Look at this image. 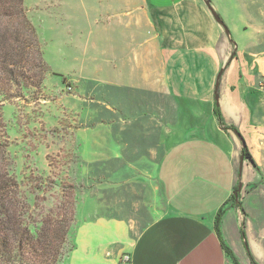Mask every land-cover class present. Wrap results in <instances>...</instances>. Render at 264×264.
Instances as JSON below:
<instances>
[{
  "label": "crops",
  "instance_id": "crops-1",
  "mask_svg": "<svg viewBox=\"0 0 264 264\" xmlns=\"http://www.w3.org/2000/svg\"><path fill=\"white\" fill-rule=\"evenodd\" d=\"M62 4L52 21L71 66L54 71L108 97L77 131L83 160L107 180L80 196L88 217L70 264H118L123 254L130 264H235L224 244L239 264H252L249 251L264 264V57L232 32L231 41L205 0ZM80 20L89 37L69 39ZM217 106L255 164L241 161L243 142Z\"/></svg>",
  "mask_w": 264,
  "mask_h": 264
},
{
  "label": "rangeland",
  "instance_id": "rangeland-1",
  "mask_svg": "<svg viewBox=\"0 0 264 264\" xmlns=\"http://www.w3.org/2000/svg\"><path fill=\"white\" fill-rule=\"evenodd\" d=\"M62 1H24L26 15L37 32L43 61L35 52L37 60L33 58L24 66L29 86L11 87L12 92L20 96L0 105V165L17 179L24 195L22 199L28 198L30 203L43 206L46 212L51 208L58 212V208H62L60 212L64 214L71 207L70 201H76L66 249L70 253L61 263L70 264L78 243L79 226L88 217V213H80V196L94 189L97 183L107 180L106 175L96 172L94 164L88 165L83 160L77 131L99 120L97 111L104 109L102 100L108 97L89 92L93 84L85 79L54 71V68L61 69L64 65L71 66L70 61L64 63V55L58 54L62 48L56 43L65 38L61 37L62 32L52 21V15L59 11L58 5L62 7ZM74 1L66 0V4L73 8ZM217 1L218 13L226 20L227 27L231 28L230 34L232 32L233 39L240 42L242 50L264 57V0ZM72 24L80 30L74 27L66 29L69 39L78 40L80 32L89 37V32L83 28L86 23L80 20L72 21ZM9 29H14V23L0 20V34ZM110 113L108 117L104 116L109 118ZM231 133L237 136L234 131ZM251 145L255 150L256 143ZM260 150L264 156V148ZM107 164L112 166L110 161ZM35 213L34 217L39 218L40 209ZM139 224L134 229L135 233L140 231Z\"/></svg>",
  "mask_w": 264,
  "mask_h": 264
},
{
  "label": "trees",
  "instance_id": "trees-1",
  "mask_svg": "<svg viewBox=\"0 0 264 264\" xmlns=\"http://www.w3.org/2000/svg\"><path fill=\"white\" fill-rule=\"evenodd\" d=\"M24 1L0 0V20L14 23V29L0 34V105L20 96L13 93L11 87L29 86L24 66L35 58V52L43 61L37 32L26 15ZM215 112L224 130L236 131L234 126L224 123L219 106ZM243 155L245 160L254 163L247 147L243 148ZM22 198L24 195L17 179L0 165V264H61L70 253L66 249L76 201H70L72 211L68 208V212L62 214V208H58V212L52 208L46 212L43 206ZM231 200L236 202L235 196ZM235 205L238 207L240 203ZM37 209L41 211L39 218L34 217ZM223 215L224 209H221L217 215V228ZM242 234L246 241L244 229ZM224 246L235 264H239L233 252ZM249 257L252 264H259L250 251Z\"/></svg>",
  "mask_w": 264,
  "mask_h": 264
},
{
  "label": "water",
  "instance_id": "water-1",
  "mask_svg": "<svg viewBox=\"0 0 264 264\" xmlns=\"http://www.w3.org/2000/svg\"><path fill=\"white\" fill-rule=\"evenodd\" d=\"M205 4L208 7V9L211 11V13H212L214 19L216 20V22L224 28L226 34L229 36V38L231 39V41H233V39L231 38V34H230V31H229V28L225 24L224 20L220 16V14L214 9V7H213V5L211 3V0H205ZM222 73H223V70H221L220 73L218 74L216 89H218V87H219L220 78L222 76ZM217 99H218V95H217ZM234 133L242 140L243 147L245 148L246 145H245L244 139L241 136V134L237 130L234 131ZM241 160H242V162L244 161V155H242ZM242 187H243V185L242 184H239L238 189L234 193V196L236 198V202L239 201V193L241 192Z\"/></svg>",
  "mask_w": 264,
  "mask_h": 264
},
{
  "label": "built area",
  "instance_id": "built-area-1",
  "mask_svg": "<svg viewBox=\"0 0 264 264\" xmlns=\"http://www.w3.org/2000/svg\"><path fill=\"white\" fill-rule=\"evenodd\" d=\"M131 260H132L131 255L125 254L120 259V263L119 264H130Z\"/></svg>",
  "mask_w": 264,
  "mask_h": 264
}]
</instances>
